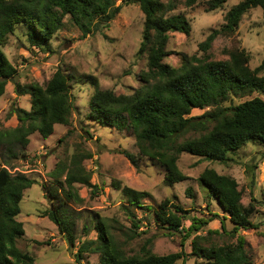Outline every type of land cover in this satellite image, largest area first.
I'll use <instances>...</instances> for the list:
<instances>
[{
  "label": "trees",
  "instance_id": "obj_1",
  "mask_svg": "<svg viewBox=\"0 0 264 264\" xmlns=\"http://www.w3.org/2000/svg\"><path fill=\"white\" fill-rule=\"evenodd\" d=\"M208 1L210 9L214 10L227 0ZM132 2L138 3L145 14L138 54H147L148 70L140 75L142 86L133 94L97 89L90 100L89 118L120 131L130 130L138 149L137 157L147 158L161 166L164 169V182L169 185L188 178L178 164L183 152L227 163L232 160L231 153L250 142L260 143L264 147V99L254 97L237 104H225L254 91L264 94V74L260 75L264 64L252 69L249 65L250 54L245 49L234 48L227 52L229 58L226 60L201 59L184 54L182 66L173 67L164 62L170 55L167 49L170 33L178 31L190 34L189 20L183 14L167 16L165 13L170 8L159 0ZM195 2L187 1L189 5ZM256 7H261L264 14V0H242L233 6L227 12L224 24L210 32L200 43V49L206 53L216 38L235 33L244 14ZM120 11L121 5H116L115 0H0V96L8 80L14 79L18 72L3 51L8 35L17 26H27L28 39L32 44L49 48L47 45L58 29L64 26L66 16L86 36L109 26ZM17 92L30 94L32 100L30 110L20 107L13 109L19 120L16 127L0 130V154L4 159L0 167V264H36L35 256L19 247L26 229L18 216L25 190L37 180L23 172L13 173V161L18 158L17 148L27 146L31 134L39 132L48 138L56 124L70 122L76 107L70 92V76L62 69H58L45 86L32 83L22 87L17 84ZM205 108L209 110L191 116L194 109ZM124 153L138 167L136 156L127 151ZM63 167L67 169L65 182L61 184L65 196H61L56 188H50L55 207L44 214L58 225L70 246L78 248L75 253L77 261H81L84 254L89 252L100 254V264H176L185 257L183 251L167 255L152 252V239L143 244L140 253L127 254L105 218L96 221V239H86L77 244L75 223L68 206L69 202L83 200L75 183L92 187V175L78 155H74L73 160ZM58 171L64 169L57 167L52 176H59ZM199 181L228 214L234 224L230 231L237 236V241L203 246L199 240L204 238L199 235L193 241L194 254L210 260V264H255L247 250L245 237L238 234L240 229L254 226L251 218L255 206L243 204L242 190L232 176L206 168L200 174ZM122 191L129 205L150 208L142 203L148 192L129 186L122 187ZM187 193L193 194L190 188ZM128 206L124 205L133 222V237H136L142 232L138 231L142 220ZM187 211L167 198L158 206L155 218L170 235L185 232L182 236L185 240L190 233L213 220L194 218L192 225L186 229L183 220ZM220 222L222 231L227 233L225 221L222 219Z\"/></svg>",
  "mask_w": 264,
  "mask_h": 264
},
{
  "label": "rangeland",
  "instance_id": "obj_2",
  "mask_svg": "<svg viewBox=\"0 0 264 264\" xmlns=\"http://www.w3.org/2000/svg\"><path fill=\"white\" fill-rule=\"evenodd\" d=\"M159 1L170 8L165 13L167 16L183 14L191 24L190 34L170 33L167 44L170 55L164 62L181 67L184 54L201 59L226 60L229 50L241 48L250 54L252 69L264 64V14L261 7L245 13L235 33L219 36L204 53L200 43L213 29H219L224 24L227 12L242 0H227L214 10L210 9L208 0H196L192 5L187 3L188 0ZM115 2L121 5V11L109 26L97 32L83 36L81 29L66 16L64 26L58 29L47 45L49 48L32 44L26 25L17 26L3 46V51L18 72L14 79L8 80L0 96V130L19 124L14 108L31 109V95L19 94L17 84L22 87L32 83L45 86L58 69L70 76V92L76 107L68 124H56L48 138L34 132L30 135L29 144L16 150L18 158L13 161L12 172H23L37 180L25 190L21 202L18 218L24 222L26 235L19 241V247L32 253L36 264H100V254L96 252L85 253L84 258L77 261L75 253L78 248H72L58 225L44 214L55 207L50 188H56L61 196H65L61 184L65 182L67 169L63 165L69 164L74 155H78L85 169L91 172L92 187L76 182L83 200L69 202L77 244L86 239H96V221L105 218L127 254L140 253L143 244L152 239L151 250L158 255L184 252L185 257L176 264H210V260L194 254L196 236H203L204 239L199 240L203 246L237 241V236L230 231L234 224L228 214L199 181L204 169L213 168L220 174L234 177L242 190L243 204L255 206L251 218L254 226L240 229L238 234L245 237L253 262L264 264V147L260 143L250 142L231 153L232 160L227 163L183 152L178 164L188 178L169 185L164 182L161 166L147 158L137 157L138 149L130 130L120 131L89 118L90 100L97 89L133 94L142 86L140 75L148 70L147 54H138L145 14L140 5L132 0ZM263 74L264 65L260 71V75ZM254 97L264 99V94L254 91L225 104H237ZM207 110L209 108L194 109L191 116L201 115ZM124 151L136 156L138 167L132 164ZM3 164L0 154V167ZM59 166L65 172L58 171L59 176H52ZM124 186L148 192L142 203L150 208L129 205L122 191ZM189 188L192 195L187 193ZM167 198L188 210L183 220L186 229L192 225L194 218L213 220L190 233L185 240L182 237L185 232L170 235L155 218V211ZM124 205H129L137 218L142 220L138 229L142 232L136 237H133V222ZM222 219L229 233L222 231ZM209 230L218 232L208 233Z\"/></svg>",
  "mask_w": 264,
  "mask_h": 264
}]
</instances>
